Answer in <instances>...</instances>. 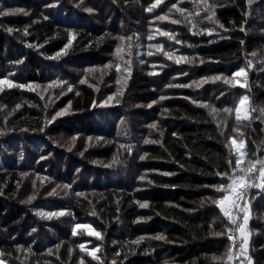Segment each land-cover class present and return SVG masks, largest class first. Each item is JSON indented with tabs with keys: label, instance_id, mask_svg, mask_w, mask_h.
<instances>
[{
	"label": "trees",
	"instance_id": "obj_1",
	"mask_svg": "<svg viewBox=\"0 0 264 264\" xmlns=\"http://www.w3.org/2000/svg\"><path fill=\"white\" fill-rule=\"evenodd\" d=\"M155 2L0 0L23 10L0 16V79L15 85L0 90L4 264H264V191H244L247 252L242 209L225 216L215 203L231 193V138L264 160V0H207L211 11L163 0L149 12ZM245 96L249 120L237 122ZM240 167L258 183L260 164Z\"/></svg>",
	"mask_w": 264,
	"mask_h": 264
},
{
	"label": "snow or ice",
	"instance_id": "obj_2",
	"mask_svg": "<svg viewBox=\"0 0 264 264\" xmlns=\"http://www.w3.org/2000/svg\"><path fill=\"white\" fill-rule=\"evenodd\" d=\"M161 3H163V0H156V2L154 4H152V6L150 8H148L147 10L149 12L153 11L158 5H160ZM202 3H204L205 7H204V11H211L212 9V6L209 5L207 3V0H202ZM173 7H176V5H173ZM23 10H20V9H17V10H7V9H4L2 7H0V16H5V15H15V14H19L21 13ZM89 11H91V9H89ZM177 11L181 12V13H184L185 10L182 9V8H177ZM25 15H27V13H23ZM196 15H199V13H196ZM157 19H164L165 17H156ZM209 19L211 17H208ZM173 23H178L179 21H172ZM195 26V25H194ZM222 27V26H221ZM9 31H11V29H9ZM209 34H211V32H209ZM161 35H165V36H168L169 39H172L173 36L172 34L170 33H167V32H161ZM154 37L153 36H149L148 39L149 40H152ZM119 39L123 40L125 39L124 37H120ZM128 40H131L132 37H128L127 38ZM69 43H71V41H69ZM177 43H179V41H177ZM68 45H65V48H67ZM150 48H160L162 49V45H150L149 46ZM117 51L119 52L120 49L118 48ZM153 53L152 52H149L148 55H152ZM57 55H60V53H58ZM165 55H168V53H165ZM253 55H255V53H253ZM171 58V57H170ZM185 59V58H176L175 59V62L176 63H181L182 60ZM187 62L191 63L192 61L191 60H188ZM262 63H264V61H262ZM249 66H251V61H249ZM117 71H119V67L117 66ZM247 75V72L244 68H241L239 69L236 73L233 74L234 77H241V76H246ZM214 79L216 80H219L221 79V77H215ZM85 81L84 80H81V83H84ZM195 83V82H194ZM224 83L226 84H229L231 83V80L227 77L224 78ZM237 83H239V81H237ZM4 85H7L9 88L10 87H13L15 86L13 84V82L11 80H7V79H0V90H2V86ZM175 87H188L189 85H174ZM241 87H244L245 85L244 84H240ZM19 87H25L24 85H19ZM69 91L72 90L71 86H69L68 88ZM165 97H161V99H164ZM113 97H108V100H112ZM248 100V97L245 96L241 101H240V106H243L245 101ZM94 106H95V102H94ZM149 107H151V105H148ZM238 106L236 108V121L237 122H240L241 119L243 120H249V116L247 114H245L243 117H241L240 115V111H241V107ZM216 110L213 109V112H215ZM225 112H230L231 110L230 109H224ZM252 111H257V109H253ZM259 113H260V117H264V108H261L259 109ZM62 113H57L56 115H61ZM259 118V117H258ZM53 119H55V117H53ZM150 127H155V124L153 125H150ZM233 131H236V129H233ZM97 139H102V138H97ZM145 143H155V141H149V140H145ZM231 143L233 145H236L237 144V140L236 138H231ZM121 147H124L123 145H121ZM244 147V141L241 139L240 142H239V145H238V148H237V151H239L240 148H243ZM241 156H247L248 157V163L252 166L251 168L248 169L249 172H252L254 169H255V166L256 164H260L261 165V168H260V177L262 178V181H264V160H260V159H253L252 158V154L245 151L243 153H241ZM145 157L144 156H141V159H144ZM43 159V157H42ZM229 164L230 166L233 164V162L230 160L229 161ZM107 166H111V165H107ZM241 166V158H237L235 160V165H234V168H233V175L231 177H229V174L228 173H218V175H222L224 177H229L231 179V183L227 185V187L229 189H232L233 192H236V199L239 200L241 198V192L240 191H237V189H245L246 187H255V188H259L261 189L262 191H264V182L260 183V184H246L245 182V177L244 176H236L235 175V172H236V169H240V171L242 172L243 169L240 167ZM167 175V173H165ZM224 185H220L219 187H217V191H222L224 190ZM53 192H55V189H53ZM79 195V194H78ZM31 197L29 198L28 201L26 202H30L31 201ZM229 200V195H225L222 199H220L218 202H215V203H218V206L220 207L221 211L224 213L225 216H228L229 213L227 211V209L224 207V204H225V201ZM233 204H235V201H233ZM141 207H147L146 204H141L140 205ZM65 213L64 212H60V213H51V214H48L49 216L51 215H64ZM95 214V213H93ZM70 215V213H69ZM247 220H248V212H247V207L245 208V215H244V224H241L239 226V229H240V233H241V237H242V242H241V245L240 247L243 248L244 252H247V249L244 248V245H247L249 243V235H246L245 234V225L247 224ZM231 223H235V220H232ZM81 227H84L82 225H79L77 224L74 228H73V231H72V234L75 236L77 235V232H76V229L77 228H81ZM90 230H89V235H95V237L97 239H101L102 238V234L98 231H95L94 229H91V226H87ZM33 231H35V229H33ZM228 231H231V229H228ZM224 233H219L218 235H223ZM156 239H164L163 236H158V237H155ZM228 239L229 240H233L234 241V238L229 235L228 236ZM235 243L233 242V247H235ZM80 249L83 250L84 249V244H81L79 245ZM98 247L96 248H93L91 250V252L89 253L90 255H92L93 259H95V253L98 251ZM249 260H250V257H249ZM0 264H4V261L0 260ZM81 264H83V262H81Z\"/></svg>",
	"mask_w": 264,
	"mask_h": 264
},
{
	"label": "rangeland",
	"instance_id": "obj_3",
	"mask_svg": "<svg viewBox=\"0 0 264 264\" xmlns=\"http://www.w3.org/2000/svg\"><path fill=\"white\" fill-rule=\"evenodd\" d=\"M236 78H237V81H239V83H242V84L245 83V81H246V76H241V77H236ZM240 107H241L240 115L241 116H244L245 114H247V112H248V109H247V101H245L244 105L243 106H240ZM241 139L244 141V147L239 149V151H238L239 152V157L241 156V153H243V152L246 151L245 139L244 138H241V137L236 138L237 144L236 145H233L234 148H235V150H237L238 145H239V142H240ZM231 233H233V232H229V234H231ZM233 236H234V234H233Z\"/></svg>",
	"mask_w": 264,
	"mask_h": 264
},
{
	"label": "crops",
	"instance_id": "obj_4",
	"mask_svg": "<svg viewBox=\"0 0 264 264\" xmlns=\"http://www.w3.org/2000/svg\"><path fill=\"white\" fill-rule=\"evenodd\" d=\"M239 158H241V162L242 161H244L245 159H246V156H240ZM262 182H264V181H262V178L261 177H259V184L260 183H262ZM226 208H230L231 209V206H232V203H231V199H230V197H229V200L227 201V203H226ZM233 217V216H232ZM235 220H236V216H235V218H234ZM239 234L241 235V233H240V229H239ZM245 234L247 235V233H246V227H245ZM246 264H253V262L251 261V260H248L247 262H246Z\"/></svg>",
	"mask_w": 264,
	"mask_h": 264
},
{
	"label": "built area",
	"instance_id": "obj_5",
	"mask_svg": "<svg viewBox=\"0 0 264 264\" xmlns=\"http://www.w3.org/2000/svg\"><path fill=\"white\" fill-rule=\"evenodd\" d=\"M237 191H240L242 194H241V198L239 200L236 199V192H233V200L235 201V204L237 206H241L242 203H243V190L241 189H237Z\"/></svg>",
	"mask_w": 264,
	"mask_h": 264
},
{
	"label": "bare ground",
	"instance_id": "obj_6",
	"mask_svg": "<svg viewBox=\"0 0 264 264\" xmlns=\"http://www.w3.org/2000/svg\"><path fill=\"white\" fill-rule=\"evenodd\" d=\"M230 235H233V233H231Z\"/></svg>",
	"mask_w": 264,
	"mask_h": 264
}]
</instances>
